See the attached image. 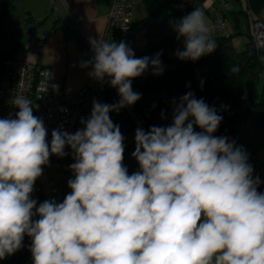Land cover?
<instances>
[{
    "label": "clouds",
    "instance_id": "1",
    "mask_svg": "<svg viewBox=\"0 0 264 264\" xmlns=\"http://www.w3.org/2000/svg\"><path fill=\"white\" fill-rule=\"evenodd\" d=\"M175 31L184 40L176 52L181 60L197 61L217 48L199 8ZM89 44L93 56L80 67H90L99 82L109 78L117 103L93 100L83 127L54 129L50 143L28 98H15L14 118H0V260L27 235L32 264H264V193L246 151L214 135L223 119L217 109L191 91L174 100L170 125L136 129L139 170L129 175L125 138L110 113L141 98L132 80L149 65L162 74L160 53L137 58L123 41L89 37ZM66 147L74 160L71 191L62 202L37 206L35 181L52 155H68Z\"/></svg>",
    "mask_w": 264,
    "mask_h": 264
},
{
    "label": "trees",
    "instance_id": "2",
    "mask_svg": "<svg viewBox=\"0 0 264 264\" xmlns=\"http://www.w3.org/2000/svg\"><path fill=\"white\" fill-rule=\"evenodd\" d=\"M202 1L193 0L182 4L175 0H152V4L158 10L149 17L155 16L159 21L148 32L149 38L145 50L136 57L154 58L160 53L163 72L154 75L149 65L140 77L132 80V89L139 93L141 98L134 105L124 107L118 113H110V118L114 124L119 125L125 138L123 163L129 175L138 169L128 166L125 160L129 150L128 135L140 127L148 131L152 126L170 125L174 110L173 101L179 102V98L189 91L195 98L203 99L210 107H215L218 114L223 117L214 133L215 136H225L229 141H235L237 146L239 142L237 133L241 124L253 120L264 130V49H256L251 41L244 50L238 51L232 43L233 37L241 34L238 30L240 16L264 21L261 18L264 0H238L240 8L234 12L237 18L236 32L228 37L215 36L213 39L217 43V48L214 52L202 56L197 61L181 60L176 55L177 50L170 56L168 52L173 50L178 42L177 33L171 31L164 34L162 26L170 21L175 27L195 8L202 11ZM13 2L14 0H0V73L9 69L15 55V50H2L9 38L8 25ZM67 2L69 3V0ZM224 16L227 19L226 13ZM30 22L31 18H28L26 23ZM248 36L252 40V33H248ZM232 68H238L239 71L232 73ZM119 99L118 90L108 85L105 103H117ZM195 130L200 131L199 128ZM259 174L260 170L252 173L254 178L259 177ZM258 188L261 192L264 190V180H261ZM35 191L34 184L31 196L37 200ZM30 246L31 238L25 235L22 247L14 254L0 260V264H32Z\"/></svg>",
    "mask_w": 264,
    "mask_h": 264
},
{
    "label": "crops",
    "instance_id": "3",
    "mask_svg": "<svg viewBox=\"0 0 264 264\" xmlns=\"http://www.w3.org/2000/svg\"><path fill=\"white\" fill-rule=\"evenodd\" d=\"M111 1L69 0L70 7L67 9L54 0H14L12 13L15 10L19 11L22 14L23 23L19 27L13 26L11 15L8 25L9 38L4 46L8 47V51L15 50V58L21 51L23 42L31 33L34 31L48 33V38L40 54L31 53L30 60L35 62L38 67H48L53 70L55 85L58 86V89L65 93H74L92 81V78L88 75L91 68H81L80 64L82 61L90 60L93 56L89 37L103 40ZM126 1L132 3L133 6L136 38L132 43V49L135 56H137L145 50L149 38L148 32L159 21L155 16L149 17L158 8L152 4V0ZM175 1L186 4L193 0ZM217 8L223 9L224 13L227 14L229 28L232 33L236 32L235 22L237 18L234 12L240 8L239 1L203 0L202 12L205 15L206 22L212 19L214 10ZM28 18H31L29 24L26 23ZM44 19L45 21H43ZM238 24V30L241 34L234 39L236 47L245 44L242 37L252 33V22L247 17L240 16ZM162 28H164L162 29L164 34L175 31V27L170 21H167ZM18 29H21L20 33L16 32ZM111 33L113 37L109 38L108 42H116V30L111 29ZM142 34L143 36L140 39ZM179 41H182V38ZM176 46L177 43L172 52L171 50L168 52L170 56L174 55L176 50H179ZM45 171L46 169H43V172Z\"/></svg>",
    "mask_w": 264,
    "mask_h": 264
},
{
    "label": "built area",
    "instance_id": "4",
    "mask_svg": "<svg viewBox=\"0 0 264 264\" xmlns=\"http://www.w3.org/2000/svg\"><path fill=\"white\" fill-rule=\"evenodd\" d=\"M69 9L67 0H54ZM252 43L256 49H264V21L252 19ZM212 38L218 35L226 37L232 34L229 22L224 16L223 9H215L211 20L207 21ZM111 29L116 30V43L125 42L132 48L136 38L133 21L132 3L126 0H112L108 14L107 28L103 40L113 37ZM48 33L34 31L23 42L21 51L13 59L9 69L0 73V118H14L19 111L14 106L15 98L23 96L31 100L33 114L42 118L47 128V140L51 141V132L54 129L66 130L75 133L83 127L81 119H87L92 110L93 100L106 102V90L109 78L99 82L92 81L74 93H65L60 89L54 90L53 70L48 67H38L30 60V54H40L44 47ZM184 47L180 51H183ZM38 106V107H35ZM66 109V111H62ZM68 153L63 158L52 155L50 162L43 169H58L62 162L71 155V149L65 148ZM259 179L264 180V166L260 170ZM259 191V188L257 189ZM261 192V191H259ZM264 193V190L261 192Z\"/></svg>",
    "mask_w": 264,
    "mask_h": 264
},
{
    "label": "rangeland",
    "instance_id": "5",
    "mask_svg": "<svg viewBox=\"0 0 264 264\" xmlns=\"http://www.w3.org/2000/svg\"><path fill=\"white\" fill-rule=\"evenodd\" d=\"M232 1L234 0H229V2ZM12 17L13 20L11 24L13 26L19 27L22 25V14L19 11L15 10V12L12 13ZM261 18L264 20V11L261 15ZM16 32L20 33L21 29H18ZM141 36H143V34L140 35V39L142 38ZM236 36H234L232 39L233 46L238 51H242L247 47L250 39L246 34L244 37H242L245 44L236 47L234 45V39ZM176 47H178V49L184 47L183 38L182 41L177 42ZM2 50L8 51V47L3 46ZM135 131L136 130H134L127 137L129 150L125 155V160L128 166L135 167L139 170V165L132 156V153L135 150ZM237 137L239 138L237 146L242 147L246 151L248 155V163L253 167V172L261 170V168L264 166V130L260 128L253 120H249L246 123L241 124V126L238 128ZM72 163H74V160L71 154L65 159L58 169L47 168L46 171L43 172L42 176L35 181V196L38 203L48 199H55L57 202L63 201L64 197L71 191L67 186V182L69 179L74 178L73 173L69 170V165Z\"/></svg>",
    "mask_w": 264,
    "mask_h": 264
},
{
    "label": "water",
    "instance_id": "6",
    "mask_svg": "<svg viewBox=\"0 0 264 264\" xmlns=\"http://www.w3.org/2000/svg\"><path fill=\"white\" fill-rule=\"evenodd\" d=\"M142 128V127H141ZM145 130V129H144ZM147 132V131H146Z\"/></svg>",
    "mask_w": 264,
    "mask_h": 264
}]
</instances>
